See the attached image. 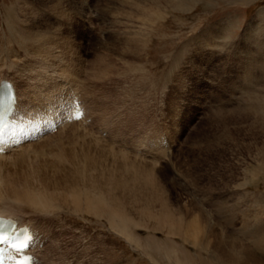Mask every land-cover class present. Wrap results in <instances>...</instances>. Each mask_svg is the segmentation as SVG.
<instances>
[{
    "label": "rangeland",
    "instance_id": "1",
    "mask_svg": "<svg viewBox=\"0 0 264 264\" xmlns=\"http://www.w3.org/2000/svg\"><path fill=\"white\" fill-rule=\"evenodd\" d=\"M174 1L0 0V81L15 85L20 109L46 108L65 126L0 162L1 207L16 203L10 189L27 177L59 189L87 186L74 180L90 176L82 161L89 156L97 170L125 180L154 165L167 196L197 200L205 217L233 228L251 249L256 237L264 238V175L247 151L263 141L254 119L264 120V32L252 37L250 27L264 26L256 19L264 14V0H198L185 11ZM140 27L149 36L146 48ZM132 44L137 47L130 55ZM100 58L111 68L105 78ZM78 95L85 117L70 123L67 102ZM161 137L165 146L156 145ZM246 176L251 182L241 191L235 185ZM127 197L131 219L140 221L128 204L144 200ZM23 207L18 220L43 236L41 250L38 241L32 251L40 264H214L199 247L152 231L150 223L147 229L127 224L122 233L121 226L116 230L66 206L53 204L43 213Z\"/></svg>",
    "mask_w": 264,
    "mask_h": 264
},
{
    "label": "bare ground",
    "instance_id": "2",
    "mask_svg": "<svg viewBox=\"0 0 264 264\" xmlns=\"http://www.w3.org/2000/svg\"><path fill=\"white\" fill-rule=\"evenodd\" d=\"M197 1L198 0H176V1H174L175 2L174 7H176L178 10H182V11L190 10L193 7L194 2H197ZM169 5H171V7H173V4H169ZM147 18H149V17H147ZM256 19H257V24L261 23L260 21H264V14L259 13L256 16ZM139 24L142 27H144L145 30H146V28L147 29L149 28L150 30H151V28H154V27L149 26L151 23L149 25H146L144 23H139ZM151 25L153 26V24H151ZM144 28H141V27L139 28V30L142 31V32H140L141 34L139 35V37H141L142 41L146 38L148 39V37H149L147 32H144ZM136 29H138V28H136ZM226 31H227V29H226ZM250 31L253 34L252 37H254V33L264 32V26H257L255 28L250 27ZM71 32L73 34V30ZM71 32H69V33H71ZM55 33H56V31H55ZM47 34H48V32H47ZM144 34L147 36H145ZM137 35H138V33H137ZM40 37H41V35H40ZM220 37H222V36H220ZM42 39H48V38H43V35H42ZM253 39L255 40L256 38H253ZM49 40H51V39H49ZM133 40H134V42L136 41L137 44L141 43L140 39H138V36L133 38ZM38 41H40V40H38ZM148 41L149 40H146V41L144 40V46H143L144 48H146L145 46L147 45ZM46 47L48 48L50 46L42 45L40 50H44V48H46ZM136 47H137V45L133 46V44H132V48L129 47L126 50H128L130 52V55H131V54H134L131 51L134 52ZM37 48H38V46H37ZM40 50H38V52ZM40 53H42V51ZM141 53H142V51H141ZM93 55H95V54H93ZM99 62L101 63V65H99V66L97 65L98 68L103 67L102 70H99L100 77L105 78L106 76H109V73H111L110 66H105L103 59H101V58L99 59ZM91 63H92V61H91ZM61 66H60V68H61ZM53 68H55V67H53ZM54 70H56V69H54ZM59 71H61V70H59ZM78 72H80V71L78 70ZM52 73H55V71H52ZM72 73L75 74V72H72ZM96 74L97 73H95V75ZM58 75H59V73L57 74V76ZM43 76H45V75H43ZM50 78H51V80H53L55 78V76L50 75ZM96 78H98V77L96 76ZM28 86H29V84H28ZM72 87H74V85ZM78 87H81V86H78ZM41 94H43V93H41ZM40 96H42V95H40ZM20 99H21V95L19 96V102H20ZM43 103H45V102H43ZM47 104H48V102H47ZM61 104H64V103H61ZM54 106H55V104H54ZM111 106H110V109H111ZM51 108H53V107L51 106ZM98 109H100V108H98ZM66 121L71 123L70 119H67ZM80 121H78V122H80ZM78 122H75V123H78ZM254 123L259 124L257 127V129L259 128V131H257V132L258 133L260 132L263 135V137H262L263 141L261 142L260 146L255 147L254 149H248L247 150L248 151V160H250V162H254L258 166V172H261L262 175H264V120L262 119L261 121H259L257 119H254ZM258 144H260V143L258 142ZM97 148H99V147H97ZM102 150H104V149H102ZM8 152H12V151L10 150ZM113 155L115 156V154H113ZM8 156L7 155H4V156L0 155V162L3 161L4 159L8 158ZM123 156L125 159L126 158L125 155H123ZM80 157H82V155H80ZM88 157L83 156L82 161L84 163V167H86L85 170L89 171L90 176L85 177L83 174L80 175L79 173L77 174V172H76V174L80 175V176L78 177V179H77V177H76V179L74 178L75 179L74 181H78V183L80 181L82 183H86V181H89L90 184H88L85 187H79V188L76 186H72V187L59 189L56 187L58 183L53 184V182H49L48 180H42L43 178L40 179V181L36 184H35V182L27 179L28 177L23 178L22 182L19 185H17V186L14 185V187L12 186L13 188L9 187V188H11L10 189V191H11L10 197L16 203L15 204L8 203V205H6V204L4 205V207L7 206V207L12 209V210L9 209L8 212H6L4 207L0 206L1 207L0 208V216L3 215L4 217H12L13 219L17 218L16 220L18 221L19 226H24V224L22 223L23 221L21 222L18 220V218H21V216L18 217L17 215H15V214H17V212L19 214H20V212H23V210H24L23 205L28 206L30 208H34V209H39V210H41V212L43 210L48 209V208L49 209L52 208L53 204L61 205L62 207L63 206L69 207V209H71L72 212H74V213H83V214H87L89 216L91 215L92 217H95L98 219H104L108 222L110 227L116 228V230L119 226H121V228H122L121 232L122 233H125V227L127 224H131L132 226H135V228L136 227H140V228L145 227L147 229L148 227L145 226L146 225L145 223L148 224L147 226H149V223H150V225H151L150 228L152 229V231L165 233L168 236H173V237L180 239L185 244H190L192 246L199 247L200 249H202V251L206 252L210 256V259L212 260V262H214V264H264V238L259 239V237H256L255 240L253 241L252 249H251V247L245 245L244 243L242 244L241 241L234 236L233 228L231 230V228L222 227L221 225H219V222L214 223L213 217L211 218L213 220V223H212L211 219L208 217L209 215L205 217L204 214L206 213V211L203 214L201 207H200V204H199V202H197V200L196 201H192L189 199L187 200V198L184 199L178 195L174 199H173V197L171 198L170 196H167V194L165 193V188H166L165 186L166 185L163 182L164 176L160 173V171H157V169H155L154 165L149 167V169H147V170L145 169V171H143V172H142L143 169L141 170V172H138V170L135 172L130 171L131 172L130 174L127 173L129 175H125V176H128L129 179L125 180V178H121L123 176H120L119 178H117L118 176H116L115 172H113V171L104 172V171H100V168H99V170H97V163L96 162L93 163V162L89 161ZM93 158H94V156H93ZM121 158H123V157H121ZM100 160H101V158H100ZM13 164H15V163H13ZM128 165L129 164H127V166ZM13 167H14V165H13ZM105 168H106V166H105ZM121 168H123V167H121ZM146 168H147V166H146ZM77 169H79V168L77 167ZM113 170H114V168H113ZM122 170H124V169H122ZM96 171H98V172H96ZM99 172L101 173V175L99 174L100 179H97L96 178L97 173H99ZM80 173H82V172H80ZM86 173L87 172L84 171L85 175H86ZM250 182H251L250 179H248V176H246L242 179L241 183H239L238 185H235V186H237V188L240 189L241 191H244V190L246 191L247 186L249 185ZM7 184H8V182H7ZM125 194L128 197H130L131 199L132 198L135 199L137 197H140V198H142L141 202L144 200L142 203H140L138 201L136 202L134 200H131V201H129V204H128L132 209L134 208L133 211H136V213L139 215L140 221H134L133 219H131L130 213H129V211H131V210L128 211L129 208H128L127 203L125 201ZM5 201H7V200H5ZM3 202H4V200H3ZM263 205H264V202H263ZM59 209H60V207H59ZM11 213H14V214H11ZM246 218L249 221H251V219H252L249 215ZM248 220H246V222H244V223H246L245 226L250 225ZM25 223H29V222L25 221ZM34 233H35V236L38 239V241H41L37 235V232H34ZM122 233H121V235H122ZM130 233H131V231H130ZM119 235H120V232H119ZM125 236H123V237H125ZM129 239L131 240V238H129Z\"/></svg>",
    "mask_w": 264,
    "mask_h": 264
}]
</instances>
